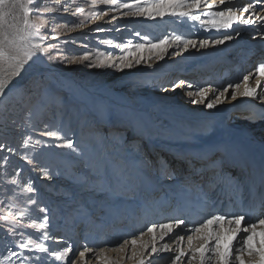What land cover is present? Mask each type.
I'll return each instance as SVG.
<instances>
[{"label":"rangeland","instance_id":"obj_1","mask_svg":"<svg viewBox=\"0 0 264 264\" xmlns=\"http://www.w3.org/2000/svg\"><path fill=\"white\" fill-rule=\"evenodd\" d=\"M120 2L128 3L129 0H120ZM249 2L264 4V0H231L230 6L239 8L244 5L242 3ZM33 7L41 8L42 11L58 8L52 12L43 11L42 18H38L35 12L31 16L37 24L47 21L36 39L44 37L45 47L49 44L58 47L48 49L46 53H37L36 57L25 64L19 75L10 81L6 94L0 96V144L6 145L4 149H0V264H21L22 260L25 264H64L63 261L54 260L47 253H41L33 245L25 249L18 247V243L27 242L29 238L35 243L43 242L49 246L51 242L63 240V234H66L67 239H64L66 244L62 242L59 245L72 246L73 252L70 255L73 257L70 261L75 260L76 264H97L96 259L93 261L97 252L93 254L86 252L83 263L79 253L85 251V248H90V243L86 241L90 236L97 237L100 233L101 239L105 240L108 235L113 234L114 227L112 230L102 227L97 233V223L106 219L107 212L103 211L105 206L98 209V205L111 204L125 211L127 207L119 202L121 195L117 194V190L128 188V191L135 195L136 192L145 194L143 191L150 187L149 179L144 173L139 172V176H134L135 171L127 164L128 160L124 155L134 161L135 153L132 151L133 146L128 148L124 144L126 140L123 136H126L127 130H117L119 128L115 125L119 123L118 119H121L117 117H126L138 124L141 129L138 131L140 136L136 141L139 143L144 141V133L147 131H150L151 135L160 142H177L175 139L179 137L180 143L192 142L189 134L183 130L196 129L190 119L195 115L189 109L194 103L183 97V94L179 95L180 102L174 103L169 99L177 95L175 92L177 88H180L179 91L188 88L173 89L172 85L178 84L183 79L172 76L166 65L170 61H188V57L182 53V46L178 48L175 43H171L172 37L182 35L185 39L192 40L195 36L189 34L187 26L194 25V32L197 33L210 28V25L203 23L201 19L192 20L188 17L168 14L155 18L134 15L128 9H114L111 5L101 4L99 0H59V5L57 0H39ZM77 8H83L84 11L77 13ZM259 11L263 12V7H257L256 12ZM198 14L199 12H196L194 15L200 17ZM18 15V11L13 12V17ZM119 16L124 20H117ZM250 16L248 18L252 17ZM256 16L257 13L254 18ZM13 17H9L10 22ZM203 20L207 18L204 17ZM181 21L185 26L184 30L179 25ZM253 21L255 23L251 31L241 33L234 29L230 35L233 38H248L251 41L264 36V20L259 18ZM118 22L121 23L117 25ZM165 36L170 38L171 47L163 54L162 59H157L158 50L149 51L148 47ZM137 44L145 47L137 50L135 48ZM126 46H129L132 52L128 57L133 64L131 68L97 66L100 63L96 59L97 54L103 53L102 59L107 62L109 58L127 56ZM173 52L178 54L173 55ZM256 54L246 55L245 62L249 64V70L243 72L237 83L242 84L243 76L250 71H256V66L264 62V57L261 59ZM85 55H89L90 59L79 62L77 58ZM137 57L142 58L140 64L135 63ZM33 67L40 72L35 73ZM184 81L188 84L191 82L189 78ZM208 85L211 83L208 82L201 87ZM260 90L264 92V85ZM159 91H166L168 99L165 100ZM259 101L264 103V100L259 99ZM245 111L244 115L234 112V117L244 122L246 131L256 132L264 138V115H257L252 109ZM141 121L144 125H141ZM184 121L186 124H183ZM106 123L108 125H103ZM45 125L48 126L47 130H59L65 138L73 139L76 150L59 147L63 143L62 139L41 135L46 130ZM28 136L31 140L28 144H24ZM37 140L41 143L36 144ZM111 140L115 141L110 143ZM121 146H124V149L128 148L127 151H122L123 154L119 149ZM134 148L139 150L136 146ZM8 149L13 151L9 152ZM246 150L249 149L246 147ZM138 158L141 157L138 155ZM146 161L151 170L150 178L151 175L154 178L156 173L159 175L157 180L161 179V184L165 183L168 187L177 184L175 178L181 172L180 163L160 170L161 164L153 163L154 160L149 158H146ZM137 162L140 163V160ZM153 166L156 168L154 171L151 168ZM31 168L34 169L37 177L31 173ZM114 169H122V171L117 175ZM44 170L47 171V175L44 174ZM221 175L222 172L214 174V179L218 181ZM13 179L17 181L16 184L11 183ZM143 182L147 185L145 188L140 187V183ZM27 185L33 186L35 191H25ZM133 186L137 191L133 190ZM163 192L161 191L157 197L156 194L146 195L147 202L150 205L155 203ZM137 196L142 198L139 194ZM29 198L37 203L30 204ZM125 198L127 196L120 199ZM220 204L224 205V201L222 200ZM93 207L97 210L94 211ZM40 208L47 211L42 213L38 210ZM29 209H34L42 216L41 221H35L37 225L43 222L44 215L48 216L45 229L31 227L34 220L25 213ZM21 212L25 215L21 216ZM9 214L16 217V222L11 218L8 221L3 220V217ZM260 218H264V212L257 214L255 219L249 220L255 223ZM170 219L166 216L156 224L168 223ZM84 220H93L94 223L84 224ZM13 227L15 235L8 232V229ZM45 231L52 239L42 240ZM142 231L147 233V226ZM156 232L159 233V228ZM171 235L177 236L175 229L174 234H169V237ZM186 239L187 237L185 241ZM74 241L76 244L73 246ZM172 242V239H164L158 241L157 246ZM59 245L57 248L60 247ZM234 245L240 246L239 244L236 246L235 242ZM183 246L186 247V243ZM103 248V246L99 247L98 251ZM13 252L17 255L13 256ZM21 253L23 255H20ZM174 255L175 253L169 252L153 254L147 257L145 264L149 261L151 264H172L171 257ZM37 257L40 259L37 260ZM243 258L245 264L259 260V256H250L247 252L243 253ZM118 261L119 259L115 264ZM123 264L135 263H131L130 258H127ZM181 264H188L186 257ZM233 264L238 262L233 260Z\"/></svg>","mask_w":264,"mask_h":264},{"label":"bare ground","instance_id":"obj_2","mask_svg":"<svg viewBox=\"0 0 264 264\" xmlns=\"http://www.w3.org/2000/svg\"><path fill=\"white\" fill-rule=\"evenodd\" d=\"M254 5L255 8L249 13H246L245 16L248 18L251 15L254 18L257 13V16L254 18L257 21L260 17L264 16V11L256 12L257 7H263L264 9V4L261 5L257 2ZM218 10L221 9H211L212 12ZM208 11L209 10L204 7L194 10L195 13L199 12L198 15H200L202 22L205 21L203 20L204 17L207 19L210 18L207 15ZM122 16L117 17V20H124ZM120 23L121 22H118L117 25ZM179 25L183 30L185 29L183 21L179 22ZM253 25L254 24L244 25L236 23L229 29H217L210 25V28L197 33L194 32V25L187 26L186 28H189L190 35L194 34L195 38L192 40L211 41L222 38L224 34H232L234 29L239 30L241 33L249 32ZM233 39L226 41L222 45H213L209 43L203 48L199 47V45L195 48L189 47L187 51L182 52L184 56L186 55V57H188V61H170L166 65V69L169 68V73L172 72V76H178L183 80L189 78L191 81L190 84H193V87L190 88L192 89L191 91L188 90L189 87H187L188 89L186 90L183 89V91H179L180 88H177V91H175L177 92V95L174 94L175 96L172 95L174 98L170 97L169 99L174 103L180 102L179 95L182 96L183 94V97L187 98V100H199V97L189 96L188 93L195 92L197 87H201L208 82L211 83L213 89L220 90H222V85L224 84L225 86L228 83L236 84L243 72L249 70V64L245 62L247 54L254 55L259 51L256 56L263 59L264 36L254 38L253 41L248 40V38L240 39V37ZM33 69L35 73L40 72V70H35L37 69L35 67H33ZM250 73L252 75L248 81L249 86L256 87L257 96L262 97L264 92H261L260 88L264 85V78L258 76L256 71H250ZM257 79L261 81L259 87H257ZM240 85L239 92H243L244 84L242 83ZM208 86L204 88H207ZM231 91L232 90H230V92ZM159 92L165 97V100L168 99V93H166V91ZM169 92L171 91L169 90ZM230 92L226 93L225 97L221 98V103L213 108H208L206 103H194V106L189 108L193 115H195V117H191L190 119H192L191 122L194 123L193 126H195L196 129L194 131H191L194 128L191 130L184 129L183 131L189 134L190 139L192 140L190 143H180V137L175 139L177 142H160L151 135L150 131L144 133V141L139 143V141H136V138L140 136L138 131L141 129L138 127V124L126 117H117L121 119H118L120 121H118L119 123H116L117 125L115 126L119 128L117 129L118 131H121L122 129L127 130L126 136H123L126 140L124 144H126L128 148L133 146L132 151L135 153L134 161H131L132 159L130 160L128 156L124 155L128 160L127 164L135 171L134 176H139V172L144 173L149 179L150 187L143 191L145 194L136 192L142 197L141 199L138 198L136 193L135 195L131 194L128 191V188L117 190V194L121 195L120 198L127 196L125 199H118L119 202L127 207L125 211L123 209L115 208L111 204L100 203L98 205V209H100L101 206H105L103 211L106 210L107 212L105 214V220H97V233L102 230V227L111 230L114 227V231L112 230L113 234L111 233V235H108L105 240L101 239L102 234L100 235V233L97 237L90 236L87 238L86 241L87 243H90V249H93L91 254L95 252L98 253V248L101 246L104 247L102 249L103 253L101 254L102 258L96 259L95 256L93 261L96 259L97 264H115V261L117 262L119 259L117 264H123L126 259L132 255L133 248L131 240L133 235L139 237V234L144 227L149 225H147V223H157L166 216H169L170 218L185 219L186 227L182 226L181 228L175 229V235L187 237V234H189L188 229L194 226V222H202V219L207 218L209 214L224 215L225 213H234L235 211H238V213H245L247 217V214L252 210L251 215L253 216V220L257 217L256 214L258 212L260 214L263 213V211L260 210V207L258 208L257 204L254 203V200L249 201V197L253 191L264 193V138H261L256 132L252 133L251 131H246L244 122L239 121L236 116L234 117V112L238 115H244L246 109L249 111L252 109L257 112V115L262 116V114L264 115V103L259 101V98L240 95L233 100ZM210 98L214 100L215 96L210 94ZM108 120L111 119L108 118ZM105 122L106 121H104V123ZM110 122L111 121H109L108 124H110ZM108 124L106 123L103 125ZM183 124H186V121H184ZM141 125H144L143 121H141ZM150 126L151 125L149 124V127ZM114 141L115 140H111L110 143ZM138 144H140V146H138ZM135 146L139 150H135ZM246 147L249 149L248 151L246 150ZM128 148L124 149V146H121L119 149L123 154L124 152L122 151H127ZM209 150H214V156L211 158H208L206 154ZM247 154H249V156ZM138 155L141 158H138ZM146 158L154 160L153 163L161 164L159 166L160 170L166 169L167 167H174L180 163L179 167L181 168V172L177 174V178H175L177 184L172 187H168L165 183L161 184V179L157 180L159 175L155 172L154 178H152V175L150 178L149 172L151 170L148 168L149 165ZM156 159H158L157 162ZM137 160H140V163H138ZM151 168L153 171L156 170L155 166ZM220 172H222L223 175H221L219 180L216 181L215 187L209 190L208 185L210 181L214 179V174H219ZM31 173L37 177L32 168ZM231 175L233 176L230 177ZM180 180H183V182ZM146 186L147 185L144 182L142 184L140 183L141 188H145ZM201 187H203L204 192L208 193L206 199L201 198ZM135 189L136 188L134 187L133 190ZM135 191H137V189ZM161 191L164 192L160 199L155 203L152 202L153 204L150 205L147 202L146 195L150 196L156 194L157 197L161 194ZM223 199L224 205H221L220 202H222ZM250 202L253 203L252 207L248 206ZM94 205L96 206V204ZM117 206L121 207L120 205ZM244 208H247L249 211L243 212ZM93 209L94 211L97 210L95 207H93ZM166 210L167 212L169 210V212H165ZM25 213L32 220L41 221L40 218L42 216L40 214L38 215L34 209L26 210ZM87 222L94 223L93 220H84V224H87ZM246 222L251 223L247 218ZM242 226H246V224H242ZM257 230H260L259 227ZM51 231H53L52 227ZM172 234H174V232ZM65 235L63 234L62 237L66 240L67 238ZM150 235L151 234L145 233L143 240L150 242ZM57 239L59 238L57 237ZM64 239L51 242L48 247L50 250L59 252L61 251V248H63L59 244L62 242L66 244ZM165 239H172L174 241L175 237L174 235H171L170 237H165ZM125 240L129 241V243L128 245H125L123 251H120L119 245L123 244ZM75 244L74 241L72 245L74 246ZM170 244L175 248L173 242ZM235 244L236 246L238 245L236 242ZM58 245L60 247L57 248ZM141 250V245L138 242L135 246V251L139 253ZM72 257L73 256L70 255V258ZM103 257H107V261H105ZM137 258H130V262L136 264ZM83 262L84 259H82V263Z\"/></svg>","mask_w":264,"mask_h":264},{"label":"snow or ice","instance_id":"obj_3","mask_svg":"<svg viewBox=\"0 0 264 264\" xmlns=\"http://www.w3.org/2000/svg\"><path fill=\"white\" fill-rule=\"evenodd\" d=\"M39 0H0V96L6 94V88L10 81L15 78L25 64L36 57L37 53H46L48 49H55L58 45L49 44L47 47L44 46V37L38 36L40 29L47 23L44 21L43 24H37L35 20L31 19L32 14L35 12L38 18H42L43 11H56L57 9H43L34 8L33 5L38 3ZM101 4L111 5L113 8L128 9L134 15H146L152 18L163 17L166 14L179 17H188L192 20L200 19L199 16L194 15V10L201 9L203 6L209 11L207 15L209 19L203 21V23L211 25L217 29H229L234 24L250 25L255 23L251 18H246L245 14L249 13L255 8L253 3L244 4L242 7L236 8L230 6L231 0H129L128 3H121L120 0H99ZM59 5V0H57ZM220 8L221 10L212 12L211 9ZM67 11V6H65ZM18 11L19 15L13 17V12ZM83 8H77V13H82ZM9 17H13L12 22L9 21ZM264 20V16L260 17ZM83 23V21H81ZM139 35V33H137ZM237 35L239 33L237 32ZM231 35L224 34L222 38L214 39L211 41L202 40L196 41L191 39H185L182 35H176L171 38V43H175L179 48L182 46L183 51H187L189 47L195 48L197 45L203 48L209 43L213 45H222L226 41L232 40ZM170 38L168 36L162 39H157L155 43H151L148 47L149 51L158 50L156 53L157 59H162L163 54L167 53L168 48L171 47ZM119 47V45L117 46ZM145 45L137 44L135 48L137 50L143 49ZM127 56H120L118 58H109L107 62H104L102 57L103 53L97 54L96 59L100 61L97 66L114 67L119 69L131 68L133 66L132 61L128 58L132 55L129 50V46H126ZM173 55H177V52H173ZM52 57H50L51 59ZM151 58V57H149ZM79 62H84L90 59L89 55L77 58ZM141 57H137L135 60L136 64L141 63ZM71 62V61H70ZM91 66V65H90ZM256 74L260 77H264V62L259 63L256 66ZM252 74L243 76L244 90L239 92L241 85L239 83L232 84L228 83L226 86H222V90L213 89L211 85L207 88L197 87L195 92H189V96L199 97V100L193 99L192 103H206L208 108H213L217 104L221 103V98L225 97L226 93L230 92L231 98L235 100L238 95L245 97H253L264 100V97L257 96V88L249 86V79ZM257 87L260 86L261 81L257 79ZM173 89L176 87H189L193 85L188 84L186 81L181 80L178 84L172 85ZM234 89V90H233ZM210 94L215 96V99L210 98ZM48 126L45 125V131L41 133L43 136L55 137L62 139L63 143L59 147H66L76 150V145L73 139L65 138L61 135L59 130L51 131L47 130ZM31 137L28 136L24 140V144H28ZM36 144L41 143L40 140L35 142ZM6 145L0 144V149H4ZM9 152L13 149H8ZM31 163V161H29ZM122 169H114L115 174L119 175ZM44 174L47 175V171L44 170ZM12 184H16L17 181L13 179ZM216 180L210 181L208 187L209 190L215 187ZM25 191L34 192L35 188L31 185L25 187ZM208 193L203 191L201 187V198L206 199ZM242 199V197H241ZM30 204L35 205L37 201L29 198ZM260 210L264 211V193L260 195ZM40 212H46V209H38ZM21 216L25 213L21 212ZM12 219L16 222V217L11 214L4 216L3 220L8 221ZM48 222V216H43V222L36 224L33 221L31 227L45 229ZM18 223V222H17ZM246 224V226H242ZM186 227V220L182 218H171L168 223L157 225L151 223L147 226V233L150 235V242L144 241L143 237L145 232L141 231L139 237L133 235L131 245L133 248L132 255L129 258H137L136 264H145L147 257L153 256V254H160L164 252L175 253L174 257H171L172 264H181V261L186 257L188 264H233V260L238 264H245L243 253L247 252L248 255L259 256V260L250 262V264H264V218L257 219L255 223L246 222L245 213H225L220 214H209L207 218H203L202 222H194V226L188 229L186 247L185 236L177 235L173 243L175 248L171 244L163 243L159 247L158 241H164L165 237L174 232V229ZM259 227V231L257 230ZM159 228V233L156 229ZM9 234L15 235V228L8 229ZM52 237L47 231L43 233L42 240H50ZM141 245V251L137 253L135 246L137 243ZM234 242L240 246L235 247ZM129 241L125 240L123 244L119 245V250L123 251L125 245H128ZM33 245L41 253H47L56 261H63L64 264H69L70 254L73 249L71 245L63 247L61 251L50 250L43 242L35 243L31 238L27 242L18 243L20 249L28 248ZM150 248V251H149ZM93 252V249L85 248V251L79 253L81 259L85 257V253ZM101 249L96 253V259H101ZM13 256L17 253L13 252ZM20 255H23L22 253ZM107 261V257H103ZM37 260L40 257L36 258ZM21 264H25L22 260ZM70 264H76L75 260H71ZM148 264H151L149 261Z\"/></svg>","mask_w":264,"mask_h":264}]
</instances>
